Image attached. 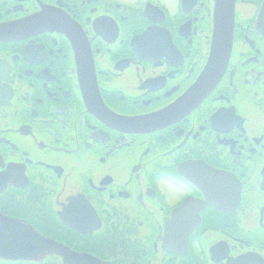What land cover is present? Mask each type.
<instances>
[{"label": "flooded vegetation", "instance_id": "flooded-vegetation-1", "mask_svg": "<svg viewBox=\"0 0 264 264\" xmlns=\"http://www.w3.org/2000/svg\"><path fill=\"white\" fill-rule=\"evenodd\" d=\"M213 9L0 0V220L72 264H264V0L202 95Z\"/></svg>", "mask_w": 264, "mask_h": 264}, {"label": "water", "instance_id": "water-1", "mask_svg": "<svg viewBox=\"0 0 264 264\" xmlns=\"http://www.w3.org/2000/svg\"><path fill=\"white\" fill-rule=\"evenodd\" d=\"M213 2L214 25L219 33V40H216L218 42L217 48H220H218L219 53L212 54V63L213 65L221 66V58H226L229 53L235 0H213ZM222 33L224 35L223 39L221 36ZM222 45H225V49L228 46L226 55L223 53L224 49H222ZM214 59L219 60V63L214 62ZM220 75L221 71L214 79L217 80ZM213 82L215 81H211L210 85ZM210 85L209 89L212 88ZM51 254L61 257L63 264H72L76 258H80L79 256L72 255L68 250L58 244L38 238L25 225L0 220V260L34 262Z\"/></svg>", "mask_w": 264, "mask_h": 264}, {"label": "bare ground", "instance_id": "bare-ground-1", "mask_svg": "<svg viewBox=\"0 0 264 264\" xmlns=\"http://www.w3.org/2000/svg\"><path fill=\"white\" fill-rule=\"evenodd\" d=\"M231 30H232V28H231ZM221 36H222V39H223V37H224L223 33L221 34ZM218 48H220V47H218ZM212 54H213V51L209 55L208 62H207L208 66L206 67V70L202 74L203 79H206V80H202L201 83H200L203 86V89L201 90V94L202 95H206L209 92V90H210L209 89V86L207 84V82H208L207 79L209 77V74L210 73L212 74V70H210L212 68V66H213V63H212ZM214 62H216L218 64L219 63V60L214 59ZM196 100H199V99L196 98ZM192 103H195V101H193Z\"/></svg>", "mask_w": 264, "mask_h": 264}, {"label": "rangeland", "instance_id": "rangeland-1", "mask_svg": "<svg viewBox=\"0 0 264 264\" xmlns=\"http://www.w3.org/2000/svg\"><path fill=\"white\" fill-rule=\"evenodd\" d=\"M125 1H127V0H125ZM168 1V0H167Z\"/></svg>", "mask_w": 264, "mask_h": 264}]
</instances>
